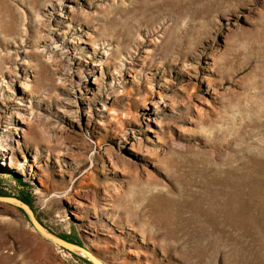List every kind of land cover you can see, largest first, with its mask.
Segmentation results:
<instances>
[{"label":"rangeland","instance_id":"374dc122","mask_svg":"<svg viewBox=\"0 0 264 264\" xmlns=\"http://www.w3.org/2000/svg\"><path fill=\"white\" fill-rule=\"evenodd\" d=\"M0 196L105 264H264V0H0ZM0 264L91 263L0 200Z\"/></svg>","mask_w":264,"mask_h":264},{"label":"water","instance_id":"95a60500","mask_svg":"<svg viewBox=\"0 0 264 264\" xmlns=\"http://www.w3.org/2000/svg\"><path fill=\"white\" fill-rule=\"evenodd\" d=\"M0 200L4 201V202H8V203H15L19 206H21L29 215L34 227L36 228V230L42 234L43 236H45L47 239L55 242L56 244L66 248V249H70L73 252L76 253V251H80L83 254H79L82 257L86 258L91 264H105L102 260H100L98 257H96V255L94 253H92L90 250L80 246V245H76L68 240H65L51 232H49L47 229H45V227L36 219L33 211L30 209V207L25 204L23 201L16 199V198H12V197H2L0 196Z\"/></svg>","mask_w":264,"mask_h":264},{"label":"bare ground","instance_id":"6f19581e","mask_svg":"<svg viewBox=\"0 0 264 264\" xmlns=\"http://www.w3.org/2000/svg\"><path fill=\"white\" fill-rule=\"evenodd\" d=\"M1 151H9V149H7V148H4L3 150H1ZM242 192V191H241ZM76 253H79V254H83L82 252H80V251H76Z\"/></svg>","mask_w":264,"mask_h":264},{"label":"trees","instance_id":"16d2710c","mask_svg":"<svg viewBox=\"0 0 264 264\" xmlns=\"http://www.w3.org/2000/svg\"><path fill=\"white\" fill-rule=\"evenodd\" d=\"M26 202V201H25Z\"/></svg>","mask_w":264,"mask_h":264}]
</instances>
